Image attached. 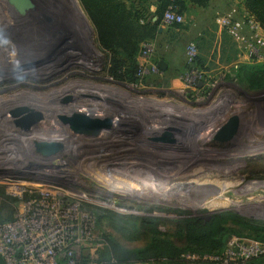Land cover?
<instances>
[{"label": "rangeland", "instance_id": "1", "mask_svg": "<svg viewBox=\"0 0 264 264\" xmlns=\"http://www.w3.org/2000/svg\"><path fill=\"white\" fill-rule=\"evenodd\" d=\"M9 1L0 0V8L11 7L0 29V119L19 112L33 121L48 112L62 127L61 118L81 108L105 117L111 109L112 122L123 116L129 130L116 139L100 128L78 148L41 153L27 145L33 123L14 127L27 136L19 141L0 125V141L9 142L0 144V227L63 228L55 246L37 245L28 229L0 233L5 264H116L111 246L133 254L152 243L172 247L178 259L129 264L264 259V31L245 0L184 2L163 12L160 0H118L125 14L117 23L89 16L80 0ZM53 101L61 118L48 109ZM231 118L234 132L215 140ZM207 135H214L209 144ZM101 147L111 153L94 155ZM51 164L69 165L75 182L49 183L51 173H39ZM44 179L76 200L59 223L40 193ZM39 200L43 214H33ZM190 223L218 225L214 241L226 242L216 249L192 242Z\"/></svg>", "mask_w": 264, "mask_h": 264}, {"label": "trees", "instance_id": "2", "mask_svg": "<svg viewBox=\"0 0 264 264\" xmlns=\"http://www.w3.org/2000/svg\"><path fill=\"white\" fill-rule=\"evenodd\" d=\"M208 0H160V10L163 12L167 6L173 7L189 2L199 7H204ZM83 8L91 17H99L103 21L109 23H117L124 16L123 7L118 3V0H80ZM245 5L249 12L257 14V23L264 31V0H245ZM264 84V81L258 83ZM188 229V239L196 242L198 245L209 246L210 249H216L226 242L225 237L221 241H214L216 235H219L218 225L206 224L202 227L190 223ZM112 256L116 264H129L131 262H146L149 259H166L168 261H176L178 259L177 252L170 246L161 243H152V246L133 254H126L119 251L114 246H111ZM110 260V259H109ZM251 264H264V259H257Z\"/></svg>", "mask_w": 264, "mask_h": 264}, {"label": "bare ground", "instance_id": "3", "mask_svg": "<svg viewBox=\"0 0 264 264\" xmlns=\"http://www.w3.org/2000/svg\"><path fill=\"white\" fill-rule=\"evenodd\" d=\"M11 7L10 6H8V5H6V4H4V5H1V8H0V29H2L3 30V28H5L6 26H5V24L2 22V21H5V20H3L2 19V16H3V14H4V11H8L9 9H10ZM11 63H14L15 64V61H13V62H11ZM51 103V102H50ZM51 106L48 108L49 109V111L50 112H52V113H57V111L59 112V114H60V109H58V107H57V105H58V102H56V101H53L51 104H50ZM24 107H26V108H28V109H25V111L26 110H28L27 112H29V110L31 109L30 108V106L31 105H26V104H24L23 105ZM110 108V107H109ZM125 109H127V106L126 107H124ZM7 110H9L8 108H7ZM82 110V108L80 109V110H78V112H79V114H83L82 116H83V118L84 119H86V120H89V121H96V122H98L100 125H101V128H105V130H106V133H107V135L109 136V137H114V138H116V139H119V137H120V135H125V133L129 130V128L128 127H126L127 125H129L128 124V122L125 124V120L122 118L123 116H118L117 115V118H116V121L114 120V122H112V117H111V115L109 114V113H112L113 111L111 110V109H109L108 111H109V113H108V115L105 117V114H102V113H96V115H97V120H93V119H91L90 117H88L89 116V112H88V114H86V115H84V113L81 111ZM85 110V109H84ZM86 111V110H85ZM10 113V112H9ZM5 114L4 116H2V118L0 119V121L2 120V119H5V122H3V123H1L0 122V125H2V124H5L4 126L5 127H7L8 128V130H7V135H6V137H7V139L10 141L11 139L13 140H15V138L14 137H16L17 138V140L19 141L20 139L21 140H27V136L26 135H24V134H22L21 132H19V131H17V130H14V126H13V122H15L16 120H19L21 117L19 116V115H21V114H18L17 113V115L15 116V115H13L12 113L11 114ZM41 113H43V112H41ZM41 113H38L37 112V114L39 115H41ZM57 115V117L58 118H61V116H59L58 114H56ZM99 115H102L103 116V118H100V116ZM43 117H49V113L47 112V113H43ZM51 117V116H50ZM71 117H72V115H71ZM71 117H67V118H71ZM134 117V116H133ZM54 118V117H53ZM63 118H65V117H63ZM99 118V119H98ZM104 119H106V121L105 122H103V120ZM122 120L124 121V125L125 126H123V124H122ZM115 122H117V124H115ZM53 125V122L51 121V122H48V125L47 126H44V127H42L41 126V131L42 132H39V133H37V135L34 137L33 136V138L34 139H32V138H30V137H28V139H30V140H32L31 141V144H27L28 145V147L29 146H31V147H33L34 145H36V144H44V147H50L51 145H55V146H58V147H60L62 150L63 149H66L65 147L67 146H69V145H72V146H74L75 148H78L80 145H81V143H84V145H85V143H87V142H89L90 141V138L89 137H87V136H85L84 134H79V133H76V132H73L70 128H69V126L68 125H64L63 127H56V126H54V127H52L51 128V126ZM104 125V126H103ZM3 126V125H2ZM118 127H121L120 129L118 128ZM51 128V129H50ZM49 129L51 130V131H49ZM162 129V128H161ZM71 130V131H70ZM136 130H138V129H136ZM217 131V130H216ZM124 132V133H123ZM1 133V132H0ZM100 134H102V133H100ZM142 134L145 136V138L146 139H151L152 137H153V134H151V130H149V129H145V131L143 130V132H142ZM70 136V137H69ZM94 136V135H93ZM214 137V135H207L206 137H204V142L206 141V143L207 144H209V142H210V140H211V138H213ZM66 139H67V141H66ZM4 142V143H3ZM96 142L98 143V144H101V145H104L105 143H104V137H98V139H96ZM5 143H9L7 140L6 141H0V144H5ZM71 143V144H70ZM205 143V144H206ZM110 147V146H109ZM109 147H107V148H104V147H101L100 148V151L99 152H96L94 155H98V156H101V157H105L106 155H107V153L109 152V153H111V151L109 150L110 148ZM112 148L114 147V146H111ZM0 148L2 149V146H0ZM109 148V149H108ZM115 148V147H114ZM17 149V148H16ZM30 149V148H29ZM114 150V149H113ZM122 153V152H121ZM5 154V153H4ZM9 155L11 154L12 156H13V154L14 153H12L11 151L8 153ZM85 154H87L86 156H88L90 153H88V152H86ZM163 155H165V154H163ZM162 156V155H161ZM57 156H55L54 157V159L55 160H57V158H56ZM51 158H53V157H51ZM50 158V159H51ZM59 158V157H58ZM1 159V158H0ZM43 159H46V158H43ZM98 160H100L99 158H97ZM12 161H14L13 159H11ZM10 160V161H11ZM123 160H125V159H123ZM9 161V162H10ZM80 163H82V162H80ZM81 165V164H80ZM132 165V168H134V162L131 164ZM82 167V166H81ZM135 169V168H134ZM101 171V170H100ZM55 173V172H54ZM59 175H61L60 173H58ZM119 174H117V176H118ZM50 177H52V178H56V176H50ZM46 179H44L42 182H39L40 184H39V186H41L42 187V190H45V189H48L47 187H45V186H47V185H49V184H47L48 183V181H45ZM38 181V180H37ZM45 185V186H44ZM40 188V187H39ZM54 189V188H53Z\"/></svg>", "mask_w": 264, "mask_h": 264}, {"label": "built area", "instance_id": "4", "mask_svg": "<svg viewBox=\"0 0 264 264\" xmlns=\"http://www.w3.org/2000/svg\"><path fill=\"white\" fill-rule=\"evenodd\" d=\"M167 13H170V12H167ZM76 114H79V112L77 111ZM79 115H83V114H79ZM88 117H90L93 120H97L96 119L97 118V115L91 116L89 114ZM51 121L52 120L49 119V117H43L41 115V119L40 120H36L35 122H33L35 135H37V133H39V132H42L41 129L39 130V128H38L39 126L40 127L41 126L42 127L47 126L48 125V122H51ZM105 121H106V119L103 120V122H105ZM52 122H53V125L51 126V128L54 127V126L59 127L57 123H54V121H52ZM50 129H49V131H51ZM54 148H60V147L55 146V145H51L50 147H47V150L54 149ZM52 157H55V156H52ZM49 159H46V161H49ZM50 163H53V162H50ZM66 165H68V164H66ZM68 168H69V165L66 168H62V166L61 167L60 166L58 167V166L52 165L51 166V169L50 168L49 169L42 168L40 170L39 175L42 176V177H44V178H49V177H45L47 175H44L42 173V171L44 170V171L50 172L52 176H56V178H50V179H48L49 180V183H55V182L59 181L58 184H61L63 182H69V179L72 180L73 182H75L72 179V177H73V175L76 172H74V169L72 170V169H68ZM60 171H65L66 172V175L65 176L59 175L58 173ZM71 173H73V174L71 175ZM48 187H52V186H50V184H49ZM53 188L54 189L40 190V193L42 194L44 200L47 199V200H50L51 201V204H50L51 208H50V210H52V212H51L52 213V217H53L54 220H56L57 223H59V221L61 219L59 217V215H71L75 211V206L72 204V201H74L75 199L70 194H64L66 192L63 191V189L61 187H54L53 186ZM66 195H67L68 201H70V204L65 203L63 201L65 199L63 197H65ZM32 204H34V203H32ZM35 204H36L37 209L36 210L35 209H32L33 214L35 212L38 213V214H43V211L41 210V207H43L45 204L43 202H41L40 200L39 201H36ZM59 205H62L63 207L60 209L58 207ZM30 206H31V204H30ZM19 229H22V231H24V232L28 229L27 230V233L25 234V237L31 239L33 242H37L38 243L37 245H51V246H55V244H56V235H57V232L63 230V228H57V227H52L50 225H46V224H42V223L41 224H37L36 222H33V223H21L19 225L16 224L15 226H13V225L4 226L3 225L2 227H0V233H2L4 235H7L8 233L16 232ZM37 229H41L43 231H46V233L45 234L36 235L35 234V231ZM1 260L3 261V264H5V261L2 258H1Z\"/></svg>", "mask_w": 264, "mask_h": 264}, {"label": "water", "instance_id": "5", "mask_svg": "<svg viewBox=\"0 0 264 264\" xmlns=\"http://www.w3.org/2000/svg\"><path fill=\"white\" fill-rule=\"evenodd\" d=\"M12 4H15V0H11ZM8 3L10 1L8 0ZM159 68L163 69L162 64L160 63ZM17 114V112H15ZM14 115V114H13ZM41 115H36V119L32 121V119L28 116H24L20 118L19 120H16L13 122V126L16 128H27L29 125L36 120H40ZM63 123L65 125H68L69 128L77 133H82L84 135H95L99 132V129L101 128L100 124L96 121H89L83 118L82 115L74 114L71 118H61ZM32 121V122H31ZM39 130L41 127H38ZM235 128V119L231 118L223 127H221L220 131L215 136V140H226L228 139L231 134L234 132ZM36 150L38 152L44 153L47 150V147H44V144H36L35 145ZM0 264H3V261L0 258Z\"/></svg>", "mask_w": 264, "mask_h": 264}]
</instances>
